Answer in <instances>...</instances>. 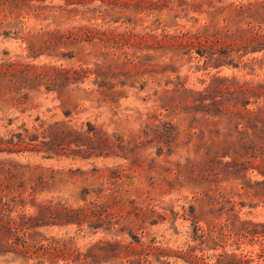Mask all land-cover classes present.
<instances>
[{"label": "rangeland", "instance_id": "1", "mask_svg": "<svg viewBox=\"0 0 264 264\" xmlns=\"http://www.w3.org/2000/svg\"><path fill=\"white\" fill-rule=\"evenodd\" d=\"M260 85L264 0H0V264H264Z\"/></svg>", "mask_w": 264, "mask_h": 264}, {"label": "trees", "instance_id": "2", "mask_svg": "<svg viewBox=\"0 0 264 264\" xmlns=\"http://www.w3.org/2000/svg\"><path fill=\"white\" fill-rule=\"evenodd\" d=\"M260 87L263 88L264 85H260ZM214 92H216V90H213V91L210 90V89L208 90L209 95H212V93H214ZM249 113H250V112H249ZM249 125H250V126H254V128H256V129L258 128V126H257L256 124L253 125V123H251V121H249ZM261 138H262V137H261ZM251 145H252L251 147H254V148H255V146L253 145V140H252V144H251Z\"/></svg>", "mask_w": 264, "mask_h": 264}]
</instances>
